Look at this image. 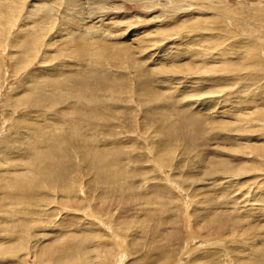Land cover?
Returning a JSON list of instances; mask_svg holds the SVG:
<instances>
[{
	"label": "rangeland",
	"instance_id": "obj_1",
	"mask_svg": "<svg viewBox=\"0 0 264 264\" xmlns=\"http://www.w3.org/2000/svg\"><path fill=\"white\" fill-rule=\"evenodd\" d=\"M84 1L0 0V260L264 264V0Z\"/></svg>",
	"mask_w": 264,
	"mask_h": 264
},
{
	"label": "bare ground",
	"instance_id": "obj_2",
	"mask_svg": "<svg viewBox=\"0 0 264 264\" xmlns=\"http://www.w3.org/2000/svg\"><path fill=\"white\" fill-rule=\"evenodd\" d=\"M85 2V4H86V6L84 7V9L85 10H87V12H88V14H90L91 16L90 17H88V18H86L85 20H82V22H81V20H75L74 21V23L76 24H74V25H70L71 27H73V28H76L77 29V32H73L72 30H67L68 31V37H67V39H63L62 41L63 42H65L66 40H69V39H72L71 38V35L72 34H76V36H77V39H75L74 41H73V45H77L78 47H74L75 48V50H77V49H79L78 51H76V52H83L84 51V49H87L88 48V46H87V44H85V42H81L80 40H89V39H93V40H97V38L96 37H100L99 39H100V41L103 43L102 45H107L108 43H106V37H107V35H106V31L107 30H110V28L111 27H109V26H107V27H105V26H102L101 25V20L99 21V19L100 18H102L101 17V15L99 14V11L97 12V13H95L94 12V10H92V7H90V6H95V7H99L100 5H101V1L100 0H85L84 1ZM39 5H42V3L40 2V3H38V4H34L33 6H32V11L31 12H28V13H26V17H25V19H23V21H22V26H25V23L27 22V21H29L30 20V23L31 24H34V19L33 18H36V20L38 21L37 22V26L40 24V23H42V21H43V18H42V16H41V14H43L42 13V9L39 7ZM100 9H101V7H100ZM99 9V10H100ZM6 12H7V14H5V13H3V12H1V10H0V30H1V32L2 31H4L5 29H9L13 24L14 25H16L17 23H18V17H17V11L16 10H12V9H9V8H7V10H6ZM45 13V12H44ZM73 13H75V11H70L69 12V15H66V17L67 18H69V19H71V20H73L74 18H73ZM100 13H101V11H100ZM96 15V16H95ZM23 17V18H24ZM27 18V19H26ZM97 18V19H96ZM82 23V26L81 27H79V23ZM100 22V23H99ZM90 23V24H89ZM100 24L101 26H99L98 24ZM87 24H89V25H87ZM107 25V24H106ZM32 26H34V25H32ZM64 26H69V24H65V23H63L62 25H61V27L63 28V31L65 32L66 31V29L64 28ZM97 26H99V27H97ZM12 29V28H11ZM25 30L26 31H30L31 30V27H30V25H28V26H26L25 27ZM143 32V31H142ZM81 33H84V34H81ZM86 33V34H85ZM2 34V33H1ZM140 35V38H141V36H142V33L140 32V33H138L137 31L136 32H134L131 36H133V35ZM2 36V35H1ZM143 38H142V40L145 38L144 36H142ZM99 39H98V41H99ZM1 40V39H0ZM97 41V43H99ZM130 41H131V38H130ZM100 42V43H101ZM132 42V41H131ZM81 43H84V44H81ZM82 47V48H81ZM89 49V48H88ZM87 49V50H88ZM74 50V51H75ZM98 54V55H97ZM93 55H95V56H100L99 55V53L97 52H95V54L93 53ZM184 65V64H183ZM189 65V64H188ZM188 65H184V66H182V65H180V66H178L179 68H181L182 67V69H185L186 67H188ZM178 67H174V69L175 68H177V69H179ZM169 69H171V68H169ZM173 69V68H172ZM173 69V70H174ZM163 70V69H162ZM172 72V71H171ZM144 73V72H143ZM151 90V89H150ZM64 93H67V92H64ZM144 93H146V92H144ZM143 93V94H144ZM150 96V95H149ZM148 97V96H147ZM146 97V98H147ZM152 97V96H151ZM151 97H148V99L149 98H151ZM154 97H157V96H155L154 95ZM39 102V101H38ZM41 102H43L42 100H41ZM153 102V101H152ZM89 138L87 137V138H85L84 140H88ZM86 143H88V142H85L84 144H86ZM90 143V142H89ZM221 160V159H220ZM238 172V171H237ZM204 211V210H203ZM214 225V224H213ZM54 233V232H53ZM56 233H57V231H56ZM65 235H61V236H59L60 238L61 237H64ZM67 237V236H66ZM58 238V237H57ZM59 238V239H60ZM59 244H62V243H59ZM80 245V244H79ZM49 248L47 249V251H45L46 249H44L45 248V246H44V248H42V250H43V252H45V253H49V254H51L52 253V249H51V246H48ZM64 247H66V249H69V252H68V257H65L64 256V258L65 259H59V260H57V264H82V263H80V261H76V260H74L75 259V257L77 256V249H74V250H71V248L73 247H71V245H69L68 246V244L66 243V245L64 246ZM46 248H47V246H46ZM79 248V247H78ZM120 248V247H119ZM9 251V250H8ZM7 251V252H8ZM61 251V250H60ZM96 251V250H95ZM100 252V251H99ZM40 254V253H39ZM83 254V253H82ZM81 254V255H82ZM97 254V253H96ZM100 254V253H99ZM99 254H97V255H99ZM41 255V254H40ZM85 255V254H84ZM83 256V255H82ZM100 256H104V254L103 253H101V255ZM99 256V257H100ZM2 260H0V264H13V263H15V261H13L14 259L12 258V257H4V256H2ZM93 260H94V258H93ZM5 261H7V263H5ZM96 261V260H95ZM84 262V261H83ZM90 263V262H89ZM93 263V262H92ZM95 263V262H94ZM93 263V264H94ZM97 264H101V262L100 263H97Z\"/></svg>",
	"mask_w": 264,
	"mask_h": 264
}]
</instances>
